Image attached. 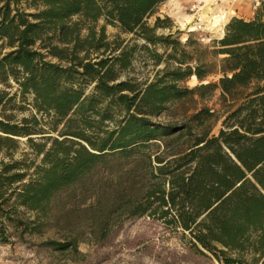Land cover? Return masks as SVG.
Segmentation results:
<instances>
[{"label": "trees", "instance_id": "trees-1", "mask_svg": "<svg viewBox=\"0 0 264 264\" xmlns=\"http://www.w3.org/2000/svg\"><path fill=\"white\" fill-rule=\"evenodd\" d=\"M167 1L0 0V82L12 77L23 94L33 95L38 112L54 113L52 126L65 122L64 140H54L62 158L49 162L36 183L23 185L18 201L40 209L53 193L107 159L137 156L148 167L147 184L126 204L130 213L150 211V217L187 234L197 251L211 253L221 264H264V4L252 20L231 19L212 52L224 56L216 66L189 50L197 46L191 37L183 44L174 35H155L170 20L157 17L152 27L148 20ZM108 26L145 41L147 52L150 45L164 49L166 57L155 53L156 64L164 68L154 81L145 87L115 83L116 66L128 68L133 49L118 35L110 42ZM5 49L9 52L2 53ZM77 54L103 57L92 62ZM64 61L71 66L64 68ZM74 75L95 84L91 95L71 86ZM193 76L199 86L180 87ZM212 76H220L218 82H207ZM217 90L223 105L231 102L218 136L207 130L213 117L207 108L180 126L153 121L170 102L192 94L205 99ZM7 96L12 99L7 92L0 95V105ZM71 114L84 119L75 133ZM94 116L99 126L90 137L86 132ZM105 123L113 128H102ZM21 130L30 141L40 134L28 126ZM20 131L1 123L0 142L13 141ZM73 146L78 148L71 154ZM55 148L46 152L45 162Z\"/></svg>", "mask_w": 264, "mask_h": 264}, {"label": "rangeland", "instance_id": "rangeland-1", "mask_svg": "<svg viewBox=\"0 0 264 264\" xmlns=\"http://www.w3.org/2000/svg\"><path fill=\"white\" fill-rule=\"evenodd\" d=\"M222 1L233 6V9L212 14L208 7H203L200 0H194L186 9V14L171 13L169 16L165 3L148 20V24L154 26L157 17L161 20L169 18L170 22L165 21L155 30L156 36L174 35L183 44L191 37L197 46L189 50H198L203 62L218 66L224 56L214 57L212 52L219 49L216 43L224 38L226 26L231 19L238 18L235 10L239 6L242 11L245 9L252 14V17L256 13L250 0ZM21 3L22 6L26 5L25 1ZM193 6H196V10L191 11ZM204 10L208 12L207 16L198 23L197 19L201 20ZM26 11L35 12L28 7ZM188 15H193L194 22L199 24L195 31H190L192 25L186 23ZM219 15L225 17L221 24L223 38L222 33L211 25L213 18ZM106 33L110 42L118 35L125 41V45L133 49L129 58L130 66L123 70L116 66L119 77L115 83L131 81L135 86L145 87L155 80L157 72L164 68L163 63L156 64L155 53L166 57L161 46L150 45V52H147L144 49L147 43L136 39L134 35L123 34L111 26L107 27ZM6 52L9 49L2 50V53ZM77 55L80 58L87 55L92 62L103 57L101 54ZM109 56L105 54V57ZM47 61L58 63V60L50 57ZM70 66L69 62H63L64 68ZM219 78L212 76L207 82L215 83ZM71 83L75 88L81 87L86 96L91 95L95 87V84L82 80L78 75L72 77ZM199 85L197 79L191 78L181 83L180 87L192 90ZM4 92L12 99L7 96L0 105V128L1 123L10 127L17 126L19 131L28 126L40 134L32 135L30 141V137H26L21 130V136H13V141L0 142V189L3 196L0 199V264H221L211 253L197 251L187 234L167 228L161 221L150 217V211L136 215L130 213L126 204L147 184L148 167L137 156L107 159L74 183L53 193L40 209H29L21 205L17 196L21 187L36 183L51 166L49 162L62 158L61 153L56 152L59 147L55 148L54 140H64L65 137H61L60 133L65 130V122L57 127L52 126L54 113L38 112L33 95L23 94L12 77L6 83L0 82V95ZM229 104L231 102L223 105L220 90L211 96L207 94L205 99L192 94L168 103L167 109L153 118V121L180 126L197 111L207 108L213 114L207 121V130L210 137L218 136L224 129L229 109L225 106ZM234 106L236 108L237 104ZM71 117L74 119L71 132H78L84 119L81 115L71 114ZM91 120L93 127L86 132L90 137L99 126L95 116ZM112 125L105 123L102 128L111 129ZM0 135L2 138L5 136L1 132ZM68 145L66 143L63 148ZM53 148L55 152L45 162L46 152ZM77 148L73 146L71 154ZM151 151L155 154L157 150ZM18 174L24 175L21 182L11 180L12 176Z\"/></svg>", "mask_w": 264, "mask_h": 264}, {"label": "crops", "instance_id": "crops-1", "mask_svg": "<svg viewBox=\"0 0 264 264\" xmlns=\"http://www.w3.org/2000/svg\"><path fill=\"white\" fill-rule=\"evenodd\" d=\"M194 0H168L166 2V9H167V14L169 16L177 15V14H186V9L189 8V5L193 2ZM201 3L204 5V8L208 7V11H212V14L219 13L221 10H227L231 8L233 9V6L226 5L223 3L222 0H211L209 3L206 2V0H200ZM222 1V3H221ZM210 6V7H209ZM172 13V14H171ZM236 17L244 19L246 21L251 20L252 14L246 12L244 9L242 11V8L238 6V8L235 10ZM190 16V15H189Z\"/></svg>", "mask_w": 264, "mask_h": 264}, {"label": "bare ground", "instance_id": "bare-ground-1", "mask_svg": "<svg viewBox=\"0 0 264 264\" xmlns=\"http://www.w3.org/2000/svg\"><path fill=\"white\" fill-rule=\"evenodd\" d=\"M211 0H206V2L207 3H209ZM207 11L206 10H204L203 11V13H202V15H201V21H202V19H203V17H206L207 16ZM194 16L192 15H188L187 16V19H186V23H187V25H192L191 27H190V31H195L196 30V26H197V24L194 22ZM224 19H225V17L223 16V15H219V16H215L214 18H213V20L211 21V25H212V27L215 29V30H217V31H219V32H221L222 33V37L221 38H223V34H224V31H223V28H221V24L224 22ZM186 25V24H185ZM186 40V39H185ZM193 79H196V77L195 76H193ZM204 83H206V82H204Z\"/></svg>", "mask_w": 264, "mask_h": 264}, {"label": "built area", "instance_id": "built-area-1", "mask_svg": "<svg viewBox=\"0 0 264 264\" xmlns=\"http://www.w3.org/2000/svg\"><path fill=\"white\" fill-rule=\"evenodd\" d=\"M235 1H238V0H235ZM250 2H251V5H252V8H253V10H256L257 8H259L262 4H264V0H250ZM194 10H196V6H193L192 8H191V11H194ZM201 20L200 19H197V22L199 23ZM197 23V25H199Z\"/></svg>", "mask_w": 264, "mask_h": 264}]
</instances>
